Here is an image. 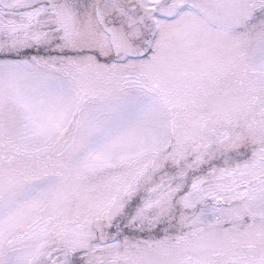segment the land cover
<instances>
[{"label":"snow or ice","instance_id":"snow-or-ice-1","mask_svg":"<svg viewBox=\"0 0 264 264\" xmlns=\"http://www.w3.org/2000/svg\"><path fill=\"white\" fill-rule=\"evenodd\" d=\"M0 264H264V0H0Z\"/></svg>","mask_w":264,"mask_h":264}]
</instances>
